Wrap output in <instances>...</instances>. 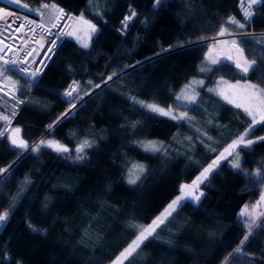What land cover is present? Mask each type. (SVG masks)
I'll return each instance as SVG.
<instances>
[{"label":"trees","instance_id":"1","mask_svg":"<svg viewBox=\"0 0 264 264\" xmlns=\"http://www.w3.org/2000/svg\"><path fill=\"white\" fill-rule=\"evenodd\" d=\"M21 1L45 4L44 16L54 5L63 7L96 25L98 34L85 49L67 32L43 59L34 82L0 60V80L13 89L0 87V114L10 121L6 127V120H0L5 132L0 168L12 165L0 183V213L20 193L0 226V264H109L138 234L129 225L150 223L179 193L181 183L191 182L249 128L251 119L242 109L208 89L218 79L249 81L264 89V5L249 9L251 24L241 30L227 21L244 23L248 0H164L158 9L155 0ZM0 6L38 17L2 1ZM133 10L136 16L124 29L122 21ZM221 26L225 35L219 34ZM227 40H235L257 70L243 73L221 59L206 75L199 73L209 47ZM114 72L120 76L105 86ZM195 78L204 82L196 102L177 103L183 86ZM74 81L82 99L73 100L77 107L61 120L71 107L63 93ZM137 102L179 108L187 119L151 113ZM15 128L29 145L54 140L69 151L17 149L8 139ZM255 129L246 139L264 136V124ZM84 139L92 147L77 153ZM149 141L160 151L144 149ZM237 151L239 173L231 167L234 157L227 155L217 174L200 185L205 193L200 202L179 208L172 222L166 221L123 264H264V230L250 235L239 216L263 193L264 141ZM133 165L145 169L136 185L127 183ZM258 170L261 176L245 175ZM25 178L31 183L22 188ZM29 224L46 235L33 233ZM246 235L250 238L242 245Z\"/></svg>","mask_w":264,"mask_h":264},{"label":"snow or ice","instance_id":"2","mask_svg":"<svg viewBox=\"0 0 264 264\" xmlns=\"http://www.w3.org/2000/svg\"><path fill=\"white\" fill-rule=\"evenodd\" d=\"M11 3H15L17 5L21 4V0H10ZM164 2V0H155L154 8L159 7ZM243 3V0H242ZM261 4L264 5V0H248V6L243 11V19L244 23H240L235 18H229L227 21L228 24L237 27L241 30L245 29L246 24H251V18L253 16V12L249 9L252 8L253 5ZM23 7L27 8L28 5L24 4ZM12 13L6 11L3 8H0V20H3L6 16H11ZM136 16V12L130 11V14L125 16L124 20L122 21L123 28L127 29L128 22L132 20ZM87 23V22H85ZM90 30V35L88 36V39L81 40V44L83 48L87 49L90 46V41L94 38V35L98 34V30L95 25L89 24L88 25ZM227 32V29L223 26H221L220 35H225ZM72 33H69L71 35ZM2 43V41H0ZM233 47L236 48V51L241 54L243 53V49L239 48L237 45V42L233 40L232 42ZM0 51H3V49H0ZM3 56H0V60H3ZM229 60H232L233 57L229 56ZM5 64L11 63L15 64L16 61H4ZM212 64H218L219 61L213 59L211 61ZM235 68L240 70L243 73H248L250 70L255 72L257 70L255 61L248 62L245 60L243 63L240 62V59L235 60ZM206 69L201 68V71H205ZM210 70V69H207ZM21 72H27V69H20ZM40 70L37 69L31 73L32 77H35ZM4 75V71L0 70V76ZM120 76V73H112L111 76H108L106 80L104 81V85L107 86V81L113 80L114 77L118 78ZM202 83V82H200ZM89 86L92 85V82H88ZM96 88H100L101 85H95ZM187 87V86H186ZM250 92L248 95L247 103H236L235 107L238 109H243V112L251 117V122L249 124V128L242 134L239 135L236 139H233L230 144L227 145V147L224 148L223 152H221L216 159L212 161L211 164H209L207 167H204L203 170L200 172V174L192 181L191 184H182L180 187L181 194L177 196L175 199H173L165 209V211L155 218L150 225L147 227L139 226L136 224L129 225L130 228L138 229V235H136L135 239L131 241V243L120 253L119 257L117 258V261L115 264H123V260L128 259L133 253L137 251V249H140L142 245L146 246V242L149 241V238L154 237V234L157 232L158 228H161L162 225H165L166 221L171 223L170 220L171 217H173V214L178 211L179 208L185 206L187 203H199L201 200V197L205 195L204 192L199 191L200 185L204 184L208 179L209 176H215L217 174V169L220 166V162L224 159H226V154L228 156H233L234 159L231 162V167L235 170H237V173L241 170V158L239 156V152L237 149L244 150V149H251L252 146L257 142L264 141V136L258 137L256 141L252 139H246L247 136H250L252 133H254L255 126L258 124H264V89H259L255 85H247L246 86ZM79 84L75 81L69 85V89H67L63 95L66 99V102L71 104V107L67 109L60 117V119L67 118L68 115L71 114L72 109H75L77 105L75 103H72L73 100L76 99H82V97L79 96ZM209 91H212L209 89ZM87 94V93H86ZM220 95H224L222 92L219 93ZM227 99V97H224ZM177 100H185L189 103L194 102L195 97L189 96V95H179L176 97ZM17 103H23V101L17 100ZM141 104L142 108H146L150 110L151 113L159 114L162 116H171L172 119L177 121H182L184 119H187L186 113H181L179 116L173 115L171 113V110L166 111L163 108H160L157 105L154 104H145L143 102H137ZM229 103H232L231 100H229ZM12 115H15V112H12ZM259 117V119L257 118ZM0 119L8 120L9 117L3 116L0 117ZM52 127L51 125L49 126ZM20 129L15 128L11 131V135L8 136V139L10 140V143L12 146H14L17 149L27 151L30 150L32 153H39L41 150V147H47L51 148L57 153H66L69 151V149L61 144L59 141L54 140H41L38 143H34L32 145H29V143L23 139L20 138ZM204 135H207L206 133ZM5 132L0 131V137H4ZM209 140L212 138L209 136ZM92 147V142H90L87 139H84L76 148L77 153H83L86 148ZM143 147L147 151L151 152H159L160 146L153 141H149L147 144H144ZM84 157L82 155H79L77 159H83ZM12 165H10L8 168H0V183H3L7 178V173L11 170ZM145 172L143 165H133L128 170V179L127 183L130 185H136L137 182L141 179V176ZM245 175H255V176H261L262 174L259 172V170L256 173L253 174H245ZM31 181L27 178H25L22 188L28 184H30ZM211 187V185H208ZM20 193L17 194L16 197H13V202L10 205L9 210H5L4 212L0 213V226H3L9 219L11 209L15 206V201L18 199ZM261 204H264V194L261 195L260 199L257 201L256 205H253L252 210L249 211V208L247 205L244 206V208L241 210L239 216H240V222L245 225V227L248 230V233L250 235L254 234L255 230H264V222L258 223L259 217H264V212H258L257 209L260 207ZM255 226V229H254ZM30 230L33 233L46 235V233H38V230L33 228L30 224L28 225ZM161 230H163L161 228ZM249 235H246L244 237V241H242V245L244 242L249 240Z\"/></svg>","mask_w":264,"mask_h":264},{"label":"rangeland","instance_id":"3","mask_svg":"<svg viewBox=\"0 0 264 264\" xmlns=\"http://www.w3.org/2000/svg\"><path fill=\"white\" fill-rule=\"evenodd\" d=\"M12 7H18V8H21L23 10H27L29 12H33L35 13L39 18H41L42 20L46 21L45 23H47L48 25H50L52 22V19H53V15H59V8H56L54 5L49 13L44 16V9H45V4H40L36 7H33V6H30L28 5L27 8L23 7L24 2L21 1V4L20 5H17L15 3H11L10 0H0ZM2 7V6H0ZM5 7V6H4ZM7 8V7H6ZM54 13V14H53ZM55 18V17H54ZM87 22V23H85ZM54 24V23H53ZM89 24H92L94 25L93 23H91L90 21H88L87 19H85L84 17L80 16V15H77V16H74V20H73V23L71 24V26L66 30V34L68 32V35L69 33H72L70 36H72L73 38H75L80 44H81V40H86L88 39V36L90 35V30H89V27L88 25ZM96 26V25H95ZM2 27V24L0 23V29ZM97 28V27H96ZM20 29V26H19V21L16 22L15 26H14V29L10 32L9 36L10 37H15L17 36L18 34H21L23 31ZM65 34V35H66ZM22 35V34H21ZM31 37H35L36 39H33V38H28L27 40H25L26 42L24 43V47L22 48V50H24V48H26V51L30 49V54L28 56V58H26L27 60H30V59H36V55L38 53V48L40 46V48L43 49V46L41 44V41L39 40H42V36H31ZM2 41V40H0ZM228 42H216L214 44H212L209 49L207 50L205 56H204V60H203V63L199 66V73H201L202 75H206L210 70H211V67L215 64H212L211 61L213 59L215 60H221V59H228L229 56H232L233 59L232 60H229L231 61L232 63L235 64V60L236 59H240V62L243 63L246 59L244 58V56L240 53H238L236 51V48L233 47L232 45V41L231 40H227ZM4 42L2 41V43H0V49H3L4 52H6L7 50L4 48ZM36 45L33 49L30 48L31 45ZM82 45V44H81ZM46 48V46H44V49ZM3 52V53H4ZM48 54V51H46L44 54L43 57L45 58V55L47 56ZM3 56V55H2ZM21 57H23V54L20 53V56L18 58V60L21 59ZM38 59V58H37ZM43 60V58H42ZM41 60V62H43ZM4 62V60H2ZM248 61V60H247ZM250 62V61H248ZM9 65V64H8ZM201 68H204L206 69L205 71H201ZM207 69H210V70H207ZM202 82V83H200ZM3 84L6 85V83L2 82ZM255 85L254 83L252 82H249V81H244V82H227V81H224L222 79H218L216 80L215 82H213L211 84V86H209V89H211L212 91H209L210 93H213L216 97L220 98L221 100L229 103V100L232 101V103H229L233 106L236 105V103H247V100H248V95H249V92L250 90L246 87L247 85ZM204 85V82L200 79V78H195V79H192L188 84H185L183 86V88L181 89V91L179 92V95H189V96H194L195 97V100L194 102L192 103H189L188 101H185V100H177L176 99V102L179 103V104H182V105H190V104H194L197 100V96H198V93H199V89ZM187 86V87H186ZM257 86V85H255ZM2 88V86H0ZM257 88L261 89L259 86H257ZM4 89V88H3ZM208 89V90H209ZM10 92V91H9ZM223 93L224 95H220L219 93ZM177 95V96H179ZM227 97V99H225L224 97ZM145 104H154V105H157L159 106L160 108H163L165 109L166 111L168 110H171V113L173 115H176V116H179L182 112V110H180L179 108H176V107H166V106H162V105H159V104H156V103H153V102H146ZM1 105V104H0ZM243 110V109H242ZM150 111V110H149ZM0 117H3L2 114H0ZM166 117H169L171 118V116H166ZM259 119V117H257ZM251 119V117H250ZM1 121H5L3 119H0ZM5 124H6V127H8L10 125V121H5ZM13 130V129H12ZM11 130V131H12ZM11 131H10V134H11ZM231 143V142H230ZM229 143V144H230ZM228 145V144H227ZM227 145L225 147H227ZM224 147V148H225ZM224 148L217 154V156L223 152ZM145 149V148H144ZM217 156H215L209 163H207L204 167H207L209 164L212 163V161L214 159L217 158ZM227 156V154H226ZM203 167V168H204ZM203 168L201 169V171L203 170ZM200 171V172H201ZM200 172L195 176V178L200 174ZM194 178V179H195ZM193 179V180H194ZM192 180V181H193ZM191 182H183L181 183L182 184H191ZM180 185V187H181ZM199 191H201L199 189ZM181 194V192L179 191V193L173 198L175 199L177 196H179ZM264 194V190H263V193ZM172 199V200H173ZM260 199V198H259ZM171 200V201H172ZM170 201V202H171ZM169 202V203H170ZM168 203V204H169ZM168 204L162 209V211L155 217L157 218L158 216H160L164 211L165 209L167 208ZM257 202L253 205H256ZM253 205L251 206H248L249 208V211L252 210V207ZM244 208V207H243ZM242 208V209H243ZM241 209V210H242ZM258 212H264V204H261L260 207L257 209ZM241 212V211H240ZM154 218V219H155ZM260 218V217H259ZM153 219V220H154ZM152 220V221H153ZM152 221L148 224H144L142 225L143 227H147L148 225H150L152 223ZM138 235V234H137ZM135 239V238H134ZM133 239V240H134ZM131 243V241L125 246V248ZM124 248V249H125ZM123 249V250H124ZM122 250V251H123ZM121 251V252H122ZM120 252V253H121ZM120 253L109 263V264H115V262L117 261V258L119 257ZM124 261V260H123Z\"/></svg>","mask_w":264,"mask_h":264},{"label":"built area","instance_id":"4","mask_svg":"<svg viewBox=\"0 0 264 264\" xmlns=\"http://www.w3.org/2000/svg\"><path fill=\"white\" fill-rule=\"evenodd\" d=\"M55 7L59 8V15H53L55 18L53 17L51 21L52 23L50 25L45 23L46 21L42 20L39 17L35 18L15 10H9L12 15L6 16L3 20H0V23L2 24V27L0 29V40L5 43L4 48L7 50L6 52H4L5 50L0 51V56L3 55L4 61L10 62L15 60V64H8L22 73V75L31 79L32 82L36 80L37 75L35 77H32L31 73L37 69H40L42 65L41 60L42 58L44 59V55L42 54L48 51L47 55H49L55 51V49L65 36L66 30L71 26L74 20V15L66 11L63 7H60L58 5H56ZM18 21L20 29L23 31L21 33L22 35L18 34L17 36L12 38L9 36V34L14 29V26ZM117 30L121 33L125 32L124 29L120 26L117 27ZM31 36H42V40L39 41H41L43 49L39 46L38 53L36 55L38 59L36 58L27 60L26 58H28L30 54V49L26 51V48H24V50H22V48L24 47V43L26 42L25 40H27L28 38L36 39L35 37ZM35 46L36 45L32 44L30 48H34ZM44 46H46L45 49ZM20 53L23 54V57L18 60ZM22 68L27 69V72H21L20 69ZM0 86H2V88H4V90L6 91H13L12 87L7 84H3L1 80Z\"/></svg>","mask_w":264,"mask_h":264},{"label":"water","instance_id":"5","mask_svg":"<svg viewBox=\"0 0 264 264\" xmlns=\"http://www.w3.org/2000/svg\"><path fill=\"white\" fill-rule=\"evenodd\" d=\"M0 8H3V9H5V10L8 11V12H9V10H10V9L4 7V6H2V7H0Z\"/></svg>","mask_w":264,"mask_h":264}]
</instances>
